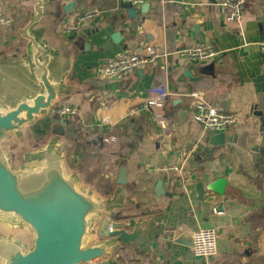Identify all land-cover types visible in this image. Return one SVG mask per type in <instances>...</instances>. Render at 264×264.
I'll return each instance as SVG.
<instances>
[{
    "label": "crops",
    "instance_id": "crops-1",
    "mask_svg": "<svg viewBox=\"0 0 264 264\" xmlns=\"http://www.w3.org/2000/svg\"><path fill=\"white\" fill-rule=\"evenodd\" d=\"M72 1L75 6L65 13L62 6ZM220 1L143 0L130 6L120 0H58L53 32L75 50L67 81L76 89L27 127L28 138L36 145L50 133L52 118L65 121L67 164L101 195L112 193L125 167L127 208L117 212V221L136 233L110 256L87 264H264V0H245L234 21L225 19ZM27 3L0 0L9 19L0 26V53L25 43L19 29L29 14ZM131 7L138 11L129 14ZM92 8L94 18L71 34L61 32ZM196 43L218 53L198 61L180 55ZM147 45L163 53L155 63L123 78L100 75L108 60ZM152 85L168 92L159 109L143 107ZM193 92L240 122L205 131L192 118ZM59 106L74 107L76 114L58 116L52 109ZM219 132L224 139L210 143ZM107 135L115 138L107 143L114 150L103 143ZM221 180V194L209 189ZM200 228L216 232L210 258L187 245Z\"/></svg>",
    "mask_w": 264,
    "mask_h": 264
},
{
    "label": "water",
    "instance_id": "water-1",
    "mask_svg": "<svg viewBox=\"0 0 264 264\" xmlns=\"http://www.w3.org/2000/svg\"><path fill=\"white\" fill-rule=\"evenodd\" d=\"M57 2L28 0L19 29L25 43L0 53V264L97 262L136 236L117 221V212L127 208L125 167L112 193L101 195L67 164L65 121L52 118L50 133L36 145L28 138L27 127L76 89L67 81L75 50L53 32ZM75 4L62 10L68 13ZM224 137L215 133L210 143ZM221 184L209 189L221 194Z\"/></svg>",
    "mask_w": 264,
    "mask_h": 264
},
{
    "label": "built area",
    "instance_id": "built-area-1",
    "mask_svg": "<svg viewBox=\"0 0 264 264\" xmlns=\"http://www.w3.org/2000/svg\"><path fill=\"white\" fill-rule=\"evenodd\" d=\"M130 6H138L143 0H120ZM245 0H221L220 7L223 16L227 21H234L240 18ZM96 10L94 8L84 11L81 15L74 18L72 21L61 26L63 34H71L80 27L84 21L94 18ZM9 19L3 14L0 6V26L7 25ZM259 46L264 50V38L260 41ZM180 55L189 60H204L216 55L215 50L211 45L204 43H196L192 46L185 47L179 51ZM163 53L156 45H147L140 53L124 50L117 56L108 60L100 68V75L105 78H123L134 72L138 68L148 66L155 63ZM168 92L163 85H152L149 93L145 98L143 107L150 109H159L163 106L164 100L167 98ZM192 98V118L202 125L205 131H224L231 128L240 122L239 117L230 111H224L217 108L210 102L202 99L196 92L191 93ZM52 112L61 117L74 116L76 109L71 106H59L52 109ZM159 115V114H157ZM105 121V120H104ZM115 140L114 136L109 135L103 137L105 143H110ZM176 169V167H173ZM192 249L195 255L204 258H210L216 252V232L213 228H200L191 234ZM102 262H99V264Z\"/></svg>",
    "mask_w": 264,
    "mask_h": 264
},
{
    "label": "trees",
    "instance_id": "trees-1",
    "mask_svg": "<svg viewBox=\"0 0 264 264\" xmlns=\"http://www.w3.org/2000/svg\"><path fill=\"white\" fill-rule=\"evenodd\" d=\"M101 135H99V137H100ZM109 135H107V136H104V137H108ZM102 137V136H101ZM100 137V138H101ZM106 146H109L110 148H111V150H114L113 149V145L112 144H107V143H105V142H103ZM111 143V142H110ZM113 152H115V151H113Z\"/></svg>",
    "mask_w": 264,
    "mask_h": 264
}]
</instances>
